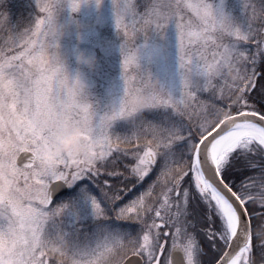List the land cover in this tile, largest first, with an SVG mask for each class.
I'll return each mask as SVG.
<instances>
[{
  "label": "rangeland",
  "instance_id": "rangeland-1",
  "mask_svg": "<svg viewBox=\"0 0 264 264\" xmlns=\"http://www.w3.org/2000/svg\"><path fill=\"white\" fill-rule=\"evenodd\" d=\"M199 2L103 0L99 8L94 2L85 3L74 14L60 6L57 20L64 26L61 34L54 19L39 10L38 0H0V93H7L8 100L15 98L12 107L17 112L5 136L14 142L17 156L27 149L36 157L34 167L23 171L47 185L53 173L63 169L65 164H57L49 148L55 133L66 123H88L106 154L107 145L121 149L124 144L129 152L137 151L138 146L155 149L160 143H168L161 140V132L175 141L183 139L188 129L197 131L196 125L209 132L225 114L230 115L232 111L222 107L218 97L237 96L242 84L244 66L236 51L235 32L225 26L206 27L196 12ZM260 2L209 0L218 14L241 26H246L247 15L253 12L251 7L246 10V4L253 5L258 15ZM161 5L167 18L162 27L148 22L152 7ZM79 50L95 53V69L77 64ZM241 50L251 52L255 47L246 43ZM64 56L67 64L61 60ZM263 68L261 59L257 71ZM77 69L82 71L86 87L76 83ZM137 90L154 95V107L135 118L119 116L123 100ZM145 112L156 118L145 121ZM174 147L185 155L188 141ZM184 163L171 165L167 175L171 180L162 177L159 188L145 195V181L149 184L155 180L158 161L143 181L134 179L131 196L129 191H121L122 198L115 202L104 191L108 187L115 192L111 189L112 175L104 174L108 169H102L101 176L88 174L69 183V191L51 202L54 215L45 238L63 235L74 253L91 256L110 236L135 234L139 224L117 219L114 209L136 196L143 197L148 207L160 209L165 195L175 198L176 193L169 190L179 176L177 172L185 171ZM105 180L110 184L105 185ZM164 180L168 181L166 186L161 184ZM156 189L163 190L158 192L159 203L153 202ZM97 203L104 216L97 214ZM166 229L171 232L161 244L167 249L174 229L165 227L162 231Z\"/></svg>",
  "mask_w": 264,
  "mask_h": 264
},
{
  "label": "snow or ice",
  "instance_id": "snow-or-ice-1",
  "mask_svg": "<svg viewBox=\"0 0 264 264\" xmlns=\"http://www.w3.org/2000/svg\"><path fill=\"white\" fill-rule=\"evenodd\" d=\"M250 7L252 15H247L246 26H241L218 14L209 0H200L196 5V12L206 27L231 24L234 29L236 51L244 66L242 84L237 96L221 95L218 101L236 113L240 122L231 128L224 125L214 135H207L206 129L196 125L197 131L185 130L187 135L175 141L161 132V140L168 143H160L155 149L138 146L137 151L129 152L107 145L106 154L93 167L81 169L65 164L53 173L47 185L38 182L31 173L23 175L17 187L0 184V228L11 235L7 259L0 248V264H31L35 259L39 249L33 250V245L45 237L54 215L50 205L55 184L71 183L88 174L101 176L102 169L109 165L113 170L104 174L135 178L139 183L153 172L158 158L160 171L148 184L145 195L157 187L162 177H167L171 165L183 161L188 165L187 170L169 190L176 193L175 198L165 195L160 209H156L145 205L143 197L136 196L114 209L117 219L136 222L139 231L110 236L90 256L93 264H249L250 256L251 264H264V237L257 231L264 223L257 225L255 233L252 231V217L259 212L264 219V75L257 71L258 63L264 59V0L260 2L258 15L253 5L246 4V10ZM163 8L153 6L148 22L162 27L167 19L162 14ZM257 22L258 27H254ZM246 43L254 45L255 51H242ZM253 89H256L254 93ZM229 132L233 135L222 139ZM184 140L188 141L187 154L181 155L174 146ZM121 161L126 163L123 171L117 172L114 166ZM249 168L259 171L249 176ZM104 184L110 183L105 180ZM129 190L127 187L115 192L104 189L113 202L122 198L121 191ZM95 207L99 216L105 215L101 204ZM157 219L163 224L157 223ZM165 227L174 229L167 249L161 244V240L169 238L162 231ZM158 253H164L163 260ZM39 264H56V261L42 255Z\"/></svg>",
  "mask_w": 264,
  "mask_h": 264
},
{
  "label": "clouds",
  "instance_id": "clouds-1",
  "mask_svg": "<svg viewBox=\"0 0 264 264\" xmlns=\"http://www.w3.org/2000/svg\"><path fill=\"white\" fill-rule=\"evenodd\" d=\"M94 2L99 8L103 4V0H38L39 10L46 12L59 25L61 34H63V25L58 23V7L66 6L70 13H77L81 10L85 3ZM207 6V5H205ZM226 28L233 30L231 24H226ZM191 29H189V32ZM136 53L134 52L133 55ZM78 65H82L88 69H95L97 65V57L95 53H89L87 50H79L75 56ZM64 64H67V57L61 58ZM77 84L86 87V82L83 79V73L77 69L75 74ZM159 84V81L156 82ZM156 97L152 94H146L142 90L129 93L123 100L120 111L117 113L124 118H135L140 116L145 110L154 107ZM16 103L15 98L7 99V93H0V184L17 187L20 185L22 176L27 175L23 171L25 167L32 165H20L15 151V144L10 137L5 136L10 125H14L17 117L16 110L12 107ZM7 108V110H4ZM227 116L221 118V123L227 122ZM90 123V122H89ZM235 125V124H234ZM219 128L212 129L215 132ZM179 133V129L177 130ZM212 132H207V135H212ZM233 135L226 133L224 138ZM207 138V137H205ZM103 144L98 139L94 138L92 130L88 123H66L56 133L50 145L49 150L55 159V162L60 165L70 164L81 169L93 167L100 157L104 154L102 151ZM14 195V194H13ZM264 237V225L257 230ZM11 243V235L5 228H0V248L5 253L7 259L8 247ZM36 251L35 259L31 264H39L40 256H46L50 259H55L56 264H93L90 256H81L71 250L69 241L63 235L55 237L42 238L35 245L33 250ZM251 264V256L249 260Z\"/></svg>",
  "mask_w": 264,
  "mask_h": 264
},
{
  "label": "trees",
  "instance_id": "trees-1",
  "mask_svg": "<svg viewBox=\"0 0 264 264\" xmlns=\"http://www.w3.org/2000/svg\"><path fill=\"white\" fill-rule=\"evenodd\" d=\"M107 36H109V34H106ZM261 72L264 74V68L263 69H261ZM262 74V75H263ZM254 93V92H253ZM256 107L257 108H259L260 107V105L259 104H256ZM230 114H234V112H231ZM143 118H145V121H147L148 119H150L151 117L150 116H148L147 115V113L145 112L143 115ZM154 118H151V119H155L156 118V115L154 114ZM120 130V129H119ZM126 144V143H125ZM121 150H127L128 151V149H127V147L125 146L124 147V144H123V147H121ZM115 155V154H114ZM158 161H159V159H158ZM124 163H126V161H121V162H118L115 166H114V169H115V171H117V172H122L123 171V164ZM184 163V162H183ZM186 164V168H185V171L187 170V167H188V165H187V163L185 162L184 163V165ZM107 169L109 170V172L110 171H112L113 170V166L112 165H109L108 167H107ZM159 171H160V169H159ZM257 171H259V169H257V168H249V169H247V172H248V175L249 176H251V175H254ZM181 172H183V171H178L177 172V176L178 175H180V174H182ZM109 175V174H108ZM154 176V175H153ZM112 179H113V183H114V185L111 187V189H113V191L115 190V191H117L116 189H120V188H123V187H127V188H129L130 190H129V192H130V196L133 194L132 192H131V188H133L136 184H135V182H134V179L135 178H131V179H125L124 177H122V176H119V175H116V176H113L112 175ZM151 180H153V179H151ZM167 180H171L169 177H167ZM233 182L234 183H239V181H237V180H235V179H233ZM150 183H151V181H150ZM167 183H168V181H167ZM167 183L165 182V180L161 183L162 185H167ZM132 185H134V186H132ZM145 186L144 187H146L147 185H148V180H146L145 181V184H144ZM100 187H102V185H99ZM108 188V187H107ZM157 188H159V187H157ZM235 190V189H234ZM160 191V189H156V191L155 192H157V195L155 196V194H154V203H157V201L160 199V194L163 192V190H161L160 191V194L158 193ZM112 192V191H111ZM256 193L255 192H253V195H255ZM252 207H255V205H252ZM249 211L251 212V208L249 209ZM261 223H264V219H262L261 217H260V213L259 212H257L253 217H252V231L255 233V231H256V229H257V225H259V224H261ZM197 242L199 243V237H197Z\"/></svg>",
  "mask_w": 264,
  "mask_h": 264
},
{
  "label": "water",
  "instance_id": "water-1",
  "mask_svg": "<svg viewBox=\"0 0 264 264\" xmlns=\"http://www.w3.org/2000/svg\"><path fill=\"white\" fill-rule=\"evenodd\" d=\"M227 122L226 123H219V128L227 125L229 128H231L235 123L240 122L239 116L237 114H233L227 117ZM217 127V126H216ZM214 127V128H216ZM212 132V130L210 131ZM212 134L214 135L215 132H212ZM209 139L211 138L210 136L208 137ZM18 160L21 166L24 165H32V167L35 164V155L33 152L29 151V150H25L22 151L19 155H18ZM207 167V166H206ZM68 188L67 184L65 182H59L57 184H55L52 188V192H51V200L53 198H55L56 196H58L59 194H61L62 192L66 191ZM163 224V223H161ZM168 233V231L166 232ZM130 258V257H129ZM137 259V258H134Z\"/></svg>",
  "mask_w": 264,
  "mask_h": 264
},
{
  "label": "flooded vegetation",
  "instance_id": "flooded-vegetation-1",
  "mask_svg": "<svg viewBox=\"0 0 264 264\" xmlns=\"http://www.w3.org/2000/svg\"><path fill=\"white\" fill-rule=\"evenodd\" d=\"M166 249V248H165ZM158 256H159V258L161 259V260H163V258H164V253H158Z\"/></svg>",
  "mask_w": 264,
  "mask_h": 264
},
{
  "label": "bare ground",
  "instance_id": "bare-ground-1",
  "mask_svg": "<svg viewBox=\"0 0 264 264\" xmlns=\"http://www.w3.org/2000/svg\"><path fill=\"white\" fill-rule=\"evenodd\" d=\"M237 123H239V122H237ZM235 124H236V123H235ZM233 126H234V125H233ZM233 126H232V127H233ZM244 134L247 135V134H249V133H248V132H245Z\"/></svg>",
  "mask_w": 264,
  "mask_h": 264
}]
</instances>
